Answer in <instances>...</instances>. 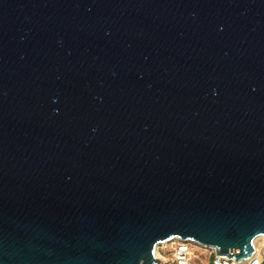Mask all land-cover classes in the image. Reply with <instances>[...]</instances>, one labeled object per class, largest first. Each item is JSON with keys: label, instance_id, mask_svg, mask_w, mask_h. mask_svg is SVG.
<instances>
[{"label": "water", "instance_id": "95a60500", "mask_svg": "<svg viewBox=\"0 0 264 264\" xmlns=\"http://www.w3.org/2000/svg\"><path fill=\"white\" fill-rule=\"evenodd\" d=\"M261 235L264 0H0V264Z\"/></svg>", "mask_w": 264, "mask_h": 264}, {"label": "built area", "instance_id": "2783aa9c", "mask_svg": "<svg viewBox=\"0 0 264 264\" xmlns=\"http://www.w3.org/2000/svg\"><path fill=\"white\" fill-rule=\"evenodd\" d=\"M254 247L255 252L249 258L237 261L217 255L212 248L175 238L157 245L155 250L158 253L155 255L160 259V264H264V240L260 246L254 244ZM196 249H200V255ZM166 253H169V258L164 257Z\"/></svg>", "mask_w": 264, "mask_h": 264}, {"label": "rangeland", "instance_id": "374dc122", "mask_svg": "<svg viewBox=\"0 0 264 264\" xmlns=\"http://www.w3.org/2000/svg\"><path fill=\"white\" fill-rule=\"evenodd\" d=\"M262 240H264V238H259V239H257L256 241H254V244H255L256 246H260ZM196 251H197V254L200 255V252H201L200 249H196ZM155 252L158 253L157 250H155ZM155 254H156V253H155ZM164 257H165V258H169V253H166Z\"/></svg>", "mask_w": 264, "mask_h": 264}, {"label": "bare ground", "instance_id": "6f19581e", "mask_svg": "<svg viewBox=\"0 0 264 264\" xmlns=\"http://www.w3.org/2000/svg\"><path fill=\"white\" fill-rule=\"evenodd\" d=\"M259 238H264V235H261V236L256 237L254 241H256ZM156 255H157V252H156Z\"/></svg>", "mask_w": 264, "mask_h": 264}]
</instances>
